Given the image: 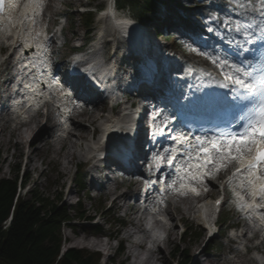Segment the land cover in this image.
Masks as SVG:
<instances>
[{
    "label": "rangeland",
    "instance_id": "obj_1",
    "mask_svg": "<svg viewBox=\"0 0 264 264\" xmlns=\"http://www.w3.org/2000/svg\"><path fill=\"white\" fill-rule=\"evenodd\" d=\"M104 1L105 0H81L80 2H78L77 0H54L49 9L46 10L45 15L46 17H48V25L51 29V35L49 36L50 45L52 37L57 36L59 30L63 28L62 38H57L55 40L56 42L54 41L52 43L53 48H56V46H58L60 50L57 55L59 59L58 66L66 63V61L63 60V56L69 55V51L72 47H76L81 44V40L84 36V28L79 20L78 15L77 21L73 27H71L67 19L64 18L58 20L55 15L62 12L63 14L68 13L71 16L74 13L76 14L79 8H81V11H83L84 5L87 3H89L88 6L91 5L92 8L98 6L105 7ZM198 1L200 0H178L181 6H177L176 3H169L167 5L162 6L160 9L162 10V12H164V14L173 12V15L177 17V20H180L177 14L178 10L181 9L187 19H193V22L191 23L197 22V26H199L201 29H206V19L209 20V22L211 23L218 17L212 16L207 17L205 19L201 18L197 12V9L200 5V3H197ZM60 4L64 5L65 8L61 7ZM67 6L69 9L73 10L70 11ZM228 12L229 11H226L225 14ZM123 13L132 16L129 11H123ZM163 22L157 24L156 28H153L152 32L156 29H163L161 28ZM53 23L54 26L56 25V28H53ZM98 25V19L96 17L94 20V27H98ZM150 27L152 28L153 26L150 25L149 28ZM175 30L176 28H174L173 31ZM169 31L170 30L167 29L164 30V32L167 33H169ZM93 36L94 35L92 34L91 37ZM173 40H178L179 43H184L186 47L190 48L193 46L194 43L192 40L183 37L180 32H175L173 34ZM173 40L169 43L170 45L173 43ZM63 43L66 44L67 48H61ZM113 49L114 46L111 45L110 51L105 50L104 52L103 50H101L99 54L104 53V57L107 55V53L113 55ZM193 53L197 54L196 51H193ZM7 56L8 54L6 55V57ZM122 56H125L124 53L122 54ZM204 57L205 56H202L201 58ZM1 61L2 58L0 59V62ZM129 61L130 63L134 62L133 60ZM115 62L117 67L120 68L126 74L129 75L133 72L130 68L127 67L125 59L120 57L119 59L115 60ZM123 75L125 76V74ZM9 76L10 75H7V77L3 78L7 80ZM3 91L4 90H2V93L5 96L8 95L7 92ZM2 93H0V95L4 96L2 95ZM3 103L5 105H8V102ZM105 110L107 114L106 116H109L110 104L105 103ZM97 114L100 115L101 113L97 112ZM35 119L36 123L38 124H42L45 122V119L41 115L35 116ZM10 122V113L7 112L6 109H0V179H12L18 173L19 177H23V180H27H25L27 182V187L22 193L23 196H25L28 191L36 189L37 191L41 192L42 194H45L48 198H50L52 202L58 204L59 207H66L67 211L72 215L73 221H71L68 225H64L62 228V252L71 249H77L87 250L90 253L94 254L98 253V251L94 247V244L92 242L90 244L91 240H95L92 238V236H95L98 239L100 238L99 235L94 234V227L95 225H98L104 229L105 234H108L112 237H118L119 240H123L125 244L124 254L118 256V251L111 252V257H113L115 254H118L114 256V259L118 258L116 264L123 261L127 262V264H147L146 262H149V260L147 259L148 257L145 256V254H142V249L138 250L139 252L136 254L129 252V246L132 240L127 239V231L131 230L130 224L124 230L120 229L118 226L115 225L114 218H119L122 220L125 219L128 223L132 221V217L128 216L130 214H126V208L113 207L112 197H97L99 195V192L94 190L93 187L96 186H92V183L90 182V179H93L94 182H98L97 174L90 175L88 174L87 169H85L84 173H87L88 177H86V180L82 177V181L84 180L86 184V189L84 191H81L78 182L75 181L77 173L76 166H80L83 163L89 162V157H91V151L94 147L93 145H95L94 143H92L91 137L95 126H91L88 123H84V126L88 131V139L86 142L78 141L76 138L70 139L66 134H64L63 137H60L61 140H64V147L60 149V147L58 146L59 154L55 155L52 150L48 149V146H46L45 142L42 140H40L39 142L38 140H36V142L38 143H36L33 148L30 147V149H25L24 147L26 146L27 140L29 139L28 134L31 131H18L15 137L10 138L8 133L15 129L12 124H10ZM54 123L56 122L51 120L50 124ZM103 123L104 122L101 121L100 125H102ZM72 128L77 129L74 127V125ZM58 132L59 129L55 131L57 135ZM58 137L59 136L55 137V144L58 142ZM16 142H18V147H14V144ZM34 149L37 150V152L32 153ZM22 151L24 153H32V162L27 167L24 164V158L22 156L18 157V155H21ZM66 152H75V154L81 157L82 160H80L79 158L72 159L70 157H67L65 156ZM35 156H37V158L39 159L38 162H36ZM35 167H38L37 170H34ZM27 171L30 172L29 175L26 174ZM228 176L229 175H227V173H221L218 180L209 181V186L207 190L209 191V189H212L215 191V194L218 195V193H221L222 185L224 181L228 179ZM124 186L126 188L123 187V189H121L119 186L117 190L118 194L125 193L128 191V188H131L129 187L130 185L128 181H124ZM110 189H113V187H110ZM68 191H70V193ZM140 192L141 190H136L135 188V193H137V195H139ZM228 194H231L229 189ZM26 197L28 198L29 195H27ZM176 200L177 198H174L172 201ZM230 200H232V203H228L227 206L223 208V213L229 214L231 218V226L235 225L243 227L244 221L238 215L240 211L238 212L237 210L236 201L232 199V194ZM124 202L126 203V205H130V203H133V200H131L129 196L126 201H123V204ZM78 203L81 204L80 208L78 206ZM189 203L191 204V202ZM190 204H188L184 199L179 200V205L181 208L186 209L188 206H190ZM76 208L79 211H77ZM170 212L173 214L176 221L171 220L169 217L166 216L165 218L172 225H174L176 238L171 241L168 245L164 246V257L162 259L160 258L161 261L158 260V257H155L154 261L156 262H153V264H181L185 261L186 257H189L188 264H256V262L254 261V255H244L242 251L236 248V245L234 246L228 243L230 241V238L227 234L228 231L226 232L227 226L221 228L219 235L207 239L202 228L199 226V221H194L191 216H187V218H185L179 225L178 221L180 217L178 216V214L173 210ZM82 213L85 215V219L78 218V216ZM142 223L144 228V221ZM183 227L188 228L189 231L187 235L181 241H179V230ZM142 237L146 238L141 234H137L135 235V240H141ZM88 240L90 241L88 242ZM97 241L100 242V239ZM238 246L242 248L241 244H239ZM212 248L215 249L212 250ZM201 250L203 252L200 254ZM99 254L101 253L99 252ZM101 256L103 255L101 254ZM109 259L110 257L107 259L105 257L103 261L101 260L100 264H109Z\"/></svg>",
    "mask_w": 264,
    "mask_h": 264
},
{
    "label": "snow or ice",
    "instance_id": "obj_2",
    "mask_svg": "<svg viewBox=\"0 0 264 264\" xmlns=\"http://www.w3.org/2000/svg\"><path fill=\"white\" fill-rule=\"evenodd\" d=\"M29 3L34 10L22 19L34 24L44 0H29ZM229 3L233 12L244 15V20L236 22L232 16L219 20L225 33L220 38L228 47L200 51V55L219 68L223 80L216 87L227 89V92L218 98L215 93H209V98L227 106L232 119L224 128L206 129L203 135L190 138L182 133L179 140L170 136L174 145L165 146L163 155L157 151L155 163L149 168L171 180L169 187L179 181L180 189L188 188L196 195L200 192L188 181L203 183L206 177L215 179L221 172L231 171L227 185L232 199L237 201V210L259 214L264 208V0H229ZM4 7L5 0H0V13L4 12ZM207 30L215 31L212 27ZM40 36L37 33L30 37L37 53L46 51L45 45L39 42ZM21 46L31 48L33 45L23 39ZM191 50L197 51L195 48ZM159 134L163 136L164 131L160 129ZM162 168L165 171L161 172ZM158 191L164 193L165 188L161 186ZM241 191L250 195L251 203ZM228 203L231 204L232 200ZM216 204L219 206L221 201L217 200ZM260 218L264 220V215Z\"/></svg>",
    "mask_w": 264,
    "mask_h": 264
},
{
    "label": "trees",
    "instance_id": "obj_3",
    "mask_svg": "<svg viewBox=\"0 0 264 264\" xmlns=\"http://www.w3.org/2000/svg\"><path fill=\"white\" fill-rule=\"evenodd\" d=\"M171 1V0H168ZM161 0H118L120 8L129 7L141 21H151V15H157ZM91 16H83L82 24L86 28L92 25ZM74 24V19H71ZM82 175L77 174L80 189L86 187ZM18 175L12 179H0V264H99L101 254L87 250H67L62 252V228L73 221L66 207H59L45 194L33 189L27 198L19 192L20 184L24 189L27 180ZM81 204H79V208ZM77 210V209H76ZM79 211V210H77ZM85 219L82 213L78 216ZM229 216H223L221 225L229 223ZM116 224L125 225L115 220ZM101 227L95 233L102 232ZM121 244L120 253L124 252ZM112 264L117 263L114 259ZM189 257L181 264H188ZM118 264H126L120 262Z\"/></svg>",
    "mask_w": 264,
    "mask_h": 264
},
{
    "label": "bare ground",
    "instance_id": "obj_4",
    "mask_svg": "<svg viewBox=\"0 0 264 264\" xmlns=\"http://www.w3.org/2000/svg\"><path fill=\"white\" fill-rule=\"evenodd\" d=\"M78 2H80L81 0H77ZM202 2L204 3H200L197 12L198 14L202 17V18H206L211 16L212 14H217V16L219 17L216 21V23H214V25L218 28H224V25L219 23V20H223L226 16H232L233 20L236 22H242L244 20V15H237L235 12H233L231 10V4L229 3V0H202ZM50 5H47L45 8L49 9ZM231 10V13L229 15L224 16V11L225 10ZM27 11V12H26ZM28 13V10H25L22 13V16H25V14ZM43 17H45V14H43ZM184 26H182L181 24H177L176 26H169V28H173V27H181V28H185L186 30H190V33H196L200 30L199 26H188L186 23L183 24ZM195 37V36H194ZM32 41V39H31ZM18 43V42H17ZM16 43V44H17ZM135 43H138V41H135ZM20 44V46H19ZM19 44L15 45V47L13 48L12 53L7 57V59L4 61V68L0 69V76L8 73V71L13 72L14 68L12 67L11 64V60L13 55L16 53V51L18 50V48L21 47L22 44V40H20ZM133 44V43H132ZM110 43L106 44V49L109 47ZM35 48V45L33 44L32 49L30 50V53H33V49ZM27 49V48H26ZM210 61L207 58L205 60H200L198 63L199 64H204L206 65L207 62ZM32 63H34L35 68L33 69V72L36 73L39 68L42 66L43 64V60L40 57H34L32 60ZM210 65H213L210 62ZM2 67V66H1ZM12 67V68H11ZM215 69H219L218 67H213ZM15 77V73L14 75L11 76V78L7 81L8 83H11L10 86L13 83ZM70 83V80L67 82V85ZM9 86V87H10ZM1 87H5L6 88V83L4 82L3 85H0ZM8 87V88H9ZM140 89V93L141 94L143 91H146V85H143L142 87L139 88ZM146 89V90H145ZM0 105H2V100H0ZM92 106V107H91ZM130 107H126V109H129ZM48 110H50V108L48 107ZM123 111H125V109H123ZM97 112H100L101 114L98 115ZM121 112V111H120ZM106 110H105V102L104 101H97V102H87L84 103L83 108H81L80 110H78L75 115H74V127L77 129L72 128L68 133L67 136L72 139V138H76L78 141L81 142H86L88 139V131L86 129V127L84 126V123H88L91 126H95V135L98 133H101V131H103L104 126H102V130L100 128V125H98L101 121L104 120V122L106 123V125H108V123H110V119H108V117L106 116ZM115 118H121V113H118L114 116ZM51 120L56 121V117L52 115L51 112H48L45 116V122L43 124H38L36 123V119L35 116H32L30 118V121L27 124H24L20 127H16L14 130L10 131L8 134L10 136V138L15 137L17 135L18 131H21L22 129H25L26 131L30 130L33 131L34 134L31 137V139L27 142V147H31V143H33L36 140H42L45 142L46 146H48V149L52 150L53 153L55 155L59 154V150H58V146L60 147V149H62L64 147V140H61L60 137H58V142L55 144L54 140L55 137H57V134L55 133L56 130H58L60 128V124L58 123H54V124H50ZM123 120V119H122ZM57 122V121H56ZM123 122L125 123V121L123 120ZM34 128H33V127ZM141 142V141H140ZM139 144V143H138ZM138 144H136L138 146ZM14 147H18V142H16L14 144ZM125 147H127V145H125ZM25 148V147H24ZM116 153H119V151L117 149L114 150ZM33 152H37V150L34 149ZM143 152L142 149L138 150V155L142 156ZM22 156L24 158V164L27 166L30 165V163L32 162L31 159V153L30 152H21V155H18V157ZM67 157H70L72 159L75 158H79L80 160H82L81 157L77 156L75 154V152H66ZM111 159V158H110ZM113 161V160H111ZM149 163L152 162V160H148ZM19 166V165H18ZM38 167H35L34 170H37ZM93 169H95L96 167H92ZM132 169L135 170V166H132ZM102 171H109L108 170V166L102 170ZM111 171V170H110ZM27 175L30 174L29 171L26 172ZM137 173L132 174L133 176H128L127 180L130 183V190H128L125 193L122 194H118L115 193L114 195H112V206L115 208H121V207H125L126 203L123 201H126L127 198L130 195H135V188L140 189L142 187V182L140 180H138V178L135 177ZM70 193V191H68ZM180 199H184L188 204H190V200L191 198L186 196V197H178L176 201L172 202V205L174 206L175 209H177V212L175 210V212L178 214V216L180 217V219H185V216H187L188 214H190L189 212L192 211V207L188 206L187 211H184V209L179 208V200ZM191 205V204H190ZM171 207H167L165 210L161 209L159 210L160 214H163L167 217H169L171 220H175V217L173 216V214L170 212L172 210H170ZM128 211L132 212L136 218H138V213H139V209L137 204H133V206H128ZM201 215V214H199ZM132 225L135 226V228L137 229L138 234H142L145 237H149L148 233L146 232V230L143 228V224H142V219H140L138 222H136V219H133L132 221ZM253 235H255L256 238L261 237V244L259 246V249L262 251L263 253V257H264V232L261 228H255V230H252ZM132 236V234H131ZM90 240H88L89 242ZM98 243V242H97ZM146 243V241L143 242L140 241L139 243L135 244V250L133 252V254H136L138 252L137 248H139V246H144ZM132 252V251H131ZM203 251L201 250L200 254ZM163 251L161 249H158L156 251L150 252L149 254V262H146L147 264H153V262L155 260V257H158V260L161 261V259L164 257L163 255ZM161 258V259H160ZM138 264V263H137ZM256 264H258L256 262Z\"/></svg>",
    "mask_w": 264,
    "mask_h": 264
},
{
    "label": "clouds",
    "instance_id": "obj_5",
    "mask_svg": "<svg viewBox=\"0 0 264 264\" xmlns=\"http://www.w3.org/2000/svg\"><path fill=\"white\" fill-rule=\"evenodd\" d=\"M97 19L102 22V29L107 27L118 36H126L127 29L134 23L130 16L117 10L116 0H107V7L98 14Z\"/></svg>",
    "mask_w": 264,
    "mask_h": 264
}]
</instances>
